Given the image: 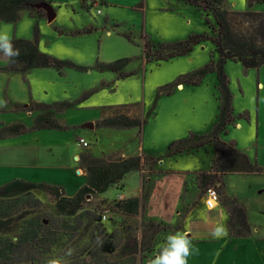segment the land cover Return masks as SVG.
<instances>
[{
    "label": "rangeland",
    "instance_id": "rangeland-1",
    "mask_svg": "<svg viewBox=\"0 0 264 264\" xmlns=\"http://www.w3.org/2000/svg\"><path fill=\"white\" fill-rule=\"evenodd\" d=\"M38 2L53 6L56 16L52 22L47 21L43 10L38 12L32 8L23 10L16 23H0V32H7L11 41L36 38L43 53L69 61L79 69L39 68L26 74L3 70L7 59L0 51V134L1 127L11 123H21L25 127L20 135L0 139V185L22 180L60 186L66 195L72 196L86 183L85 165L89 158L101 163L144 154L157 161L145 168L144 198H141L140 173L132 171L123 179L122 187L109 186L103 193L84 199L81 220L77 222L79 228L84 226L86 217L101 220L102 215H106L101 224L120 247L126 231L136 242L152 233L142 231L140 221L144 218L162 222H156L158 234L153 239L148 258L141 263L149 264L169 235L183 233L182 228L174 227L182 213L177 212L184 208L183 201L195 203L197 197L203 199L208 187L215 188L223 200L222 183L226 178L227 196L238 198L246 209L252 230H256L254 237L264 239V65L258 69H245L239 62L224 64L223 72L228 80L236 120L227 125L226 133L221 136L225 141H234L236 148L247 154L252 163L256 162L263 173L218 175L221 182L207 185L204 192L203 189L198 191L194 174L173 172L190 171L194 167L209 169L213 147L176 157L166 153L171 143L190 135H208L216 123L220 105L217 53L211 41L206 39L194 45L186 55L159 60L144 56V44L153 50L152 46L181 42L193 35L213 36L212 13L179 0H100L99 7H94L92 0ZM225 2L232 11L264 12V0ZM98 8L101 14L97 13ZM84 29H90V32L76 34ZM116 61H122L118 71L106 67ZM210 63L214 69L206 73L199 84L177 85L180 77ZM67 102L70 104L67 108L46 111L62 126L61 129L33 128L43 105ZM117 114L142 118L146 122L140 131L100 125L104 118ZM243 114L246 118L237 119ZM81 136L88 143L86 147L78 145ZM154 167L161 174H154ZM149 168L153 170L152 174ZM183 178L188 180L186 193ZM32 194L24 202L26 208L19 211H29L26 218H34L33 226L37 225V219L46 223L61 220L54 212L55 200L51 196L42 190H34ZM133 196H139V214L136 221H129L128 217L123 219L118 207L120 203L115 199L126 197L121 201L124 204ZM101 228L98 227L97 235L89 234L91 240H95L91 250L97 257L89 264H109L98 253L99 243L106 238ZM17 236L12 233L8 238L15 240ZM190 239L198 252L188 257V264H264V243L260 240L255 242L230 235L214 239L217 241ZM23 248L27 246L23 245ZM140 258L137 255L133 264H138ZM17 261L21 263H15ZM23 261L18 249L14 250L12 258H0V264H22ZM113 263L117 261L113 260Z\"/></svg>",
    "mask_w": 264,
    "mask_h": 264
},
{
    "label": "trees",
    "instance_id": "trees-1",
    "mask_svg": "<svg viewBox=\"0 0 264 264\" xmlns=\"http://www.w3.org/2000/svg\"><path fill=\"white\" fill-rule=\"evenodd\" d=\"M205 13L213 15L215 27H212L213 36L193 35L186 40L167 45L152 46L151 50L147 43L144 44V56L154 57L159 60H167L172 57L186 55L191 52L194 45L209 39L217 53L218 63L216 68L217 88L220 94L219 114L211 132L205 136L190 135L186 139L171 143L167 148V156L176 154H190L205 146L213 147V158L209 172H201L195 176L198 189L203 191L207 185L214 182H221L218 175H230L233 173H254L260 174L263 169L255 163H251L247 156L240 152L234 142L225 141L221 136L226 133L227 125L236 120L232 110V97L228 90V80L223 72V66L227 61L239 62L245 69H258L264 65V12L245 11L236 12L227 7L225 0H179ZM37 0H0V23H16L23 10H32L31 4ZM38 12L41 10H37ZM40 16V15H37ZM206 24H209L206 21ZM90 29H84L76 34L88 33ZM14 48L19 49L20 55L13 60H7V66L3 70L26 74L32 69L55 68L61 71L64 68L79 69L74 64L65 60H57L43 53L39 43L34 39H14ZM122 61H116L106 67L112 71H118ZM214 69L213 63L180 77L177 85L187 83L199 84L206 73ZM67 103H55L39 109L33 128L39 130L61 129L62 127L51 120L46 111H57L69 107ZM246 118V115H238L237 119ZM146 120L137 117H129L124 114H117L104 118L101 126L115 129L137 128L139 131ZM0 139L20 135L25 127L18 124H11L1 127ZM238 161V162H237ZM156 159L144 154L125 158H115L107 162H96L91 158L85 165L86 183L74 195H66L62 187L47 186L44 184H33L22 180H13L0 185V258H12L14 250L18 249V255L23 258L22 264H47V261L56 257L64 256L67 249H72L71 256L66 257L63 264L76 262L75 264H89L95 260L96 255L92 253L95 240H91L89 234L97 235L101 230L105 234V240L99 243L98 253L105 262L112 264H133L137 255L148 257L151 252V244L158 234L155 230L156 223L150 220L143 221L141 228L143 232H152L144 236L141 241L131 240L129 232L124 233L121 246H116L114 236L106 234L101 220L92 217L84 219V226L78 227L81 220L82 204L88 195L103 193L109 186L122 187L125 176L138 171L141 176L142 194L146 181L144 174L146 166L155 165ZM150 173L153 170L149 168ZM34 190H42L51 196L54 202V212L60 221L40 222L34 224V218L27 216L28 210L20 212L25 207L24 202L28 197L33 196ZM3 201V202H1ZM227 208L228 230L233 237L245 238L251 234L247 217L243 209L238 206L235 200H223ZM140 206V199L130 198L124 204H118L120 211L124 214L134 215ZM26 208V207H25ZM26 219V220H25ZM82 219V220H83ZM16 222H18L16 224ZM32 226L34 228H32ZM16 233L15 240L8 238V235ZM79 233V234H78ZM93 235V238L94 236ZM107 235V236H106ZM125 241V242H124ZM23 245L27 246L26 249ZM55 249V251H53ZM156 250L153 251L155 253ZM20 253V254H19ZM79 260H78V258ZM97 258V257H96ZM111 259V261H110ZM109 260V261H108ZM15 263H21L17 261ZM69 264V263H68ZM97 264V263H96Z\"/></svg>",
    "mask_w": 264,
    "mask_h": 264
},
{
    "label": "crops",
    "instance_id": "crops-1",
    "mask_svg": "<svg viewBox=\"0 0 264 264\" xmlns=\"http://www.w3.org/2000/svg\"><path fill=\"white\" fill-rule=\"evenodd\" d=\"M102 6H104L102 4ZM102 13V12H101ZM100 13V14H101ZM1 23H4V22H1ZM3 53V52H2ZM6 59L8 60V57H6ZM261 85V84H260ZM52 117V116H51ZM51 120H54V119H51ZM55 121V120H54ZM56 122V121H55ZM57 123V122H56ZM12 124V123H11ZM14 124H18V123H14ZM21 124V123H20ZM59 124V123H58ZM95 124V123H94ZM60 125V124H59ZM61 126V125H60ZM94 125H92V128ZM62 127V126H61ZM35 129V128H34ZM37 129V128H36ZM39 130V129H37ZM79 138H84L83 136L79 137ZM8 139V138H7ZM234 142V141H232ZM235 143V142H234ZM236 145V144H235ZM205 147H211V146H205ZM239 150V149H238ZM240 151V150H239ZM242 152V151H240ZM214 153V152H213ZM244 153V152H242ZM184 153H181V154H176V155H173V157H176L178 155H183ZM245 154V153H244ZM186 155V154H184ZM248 158V160L252 163L250 157L245 154ZM213 158V157H212ZM212 160V159H211ZM238 162V161H237ZM255 164H257L255 162ZM257 166H259L257 164ZM197 168V167H196ZM154 169V174L157 173L159 174L160 171L158 169H156L155 167L153 168ZM211 169V167L209 169H195V167L193 168V170H190V171H185V172H180V171H174L173 173H176V174H194L193 176V180H194V183H195V186L197 187V182H196V179H195V176L198 174V173H201V172H209ZM79 172V171H78ZM82 172V171H80ZM79 172V173H80ZM263 173V171H262ZM261 173V174H262ZM85 174V173H84ZM161 174V173H160ZM234 175L236 176H239L241 173H233ZM233 174H230V175H233ZM140 175V174H139ZM227 175L223 176V177H226ZM187 177V176H186ZM140 179H141V176H140ZM225 180H223V200H230V199H234L236 202H238V198L235 199V198H232V197H228L227 195V189L225 188L226 185L224 184L226 182V178H224ZM187 182L188 180H185L183 178V188L185 187L184 191L185 193L187 192L186 190V187H187ZM59 186V185H58ZM141 186H142V182H141ZM198 189V187H197ZM199 191V189H198ZM204 192V191H203ZM203 196V199H198L197 197V202H191V203H188L186 201H183V204H184V208L181 210V211H178L177 213L179 212H182L180 213V216H179V221L177 223L176 226H174L175 228L177 229H183V233H186L188 234V236L194 240H197V242L201 239H207V238H210L212 239L213 241H217V240H214V238H212V236L210 235L212 229L214 226H216L217 224H220V223H223L226 225L227 227V230H228V219H229V215H228V211H227V208L223 205V200H220L219 199V202L218 204L213 207V204H212V210L211 211H208V207L206 206L205 204V194L202 195ZM139 196H133V197H129L127 199H130V198H137ZM126 197H118L115 199V201H118L120 204H123L121 201L123 199H125ZM124 201V200H123ZM239 203V202H238ZM240 205V203H239ZM240 207L243 209V211L245 212L244 208L240 205ZM144 212V211H143ZM201 212H205L206 213V216L205 217H202L201 216ZM122 213V212H121ZM123 214V213H122ZM139 214V207L138 209L136 210L135 214L132 215V214H127V213H124L123 214V219L124 217H128L130 218V220H137L138 219V215ZM144 214V213H143ZM246 214V217L248 216L247 213L245 212ZM120 215V214H119ZM118 215V216H119ZM194 215H196L194 217ZM192 217H194L193 219H191ZM191 219V220H190ZM147 220H150L149 218H144L142 221H147ZM190 220V221H189ZM142 221H140V223H142ZM152 222H158V221H154V220H150ZM247 221H248V218H247ZM250 221V220H249ZM158 223H162V222H158ZM163 224V223H162ZM248 225L250 226V229H251V234L248 236V237H245V238H241V237H236L237 239H252L254 240L255 242H258L259 240L262 241L261 243H264V239L261 237V236H258V237H254V234H255V231L256 230H252L251 228V224L248 222ZM170 228H172L170 225H169ZM121 228V226H120ZM228 235H230L231 237H233L229 230H228ZM124 238V236H123ZM122 238V239H123ZM220 240V239H219ZM139 256V255H138ZM148 257H142L140 258V262L138 264H141L143 260L147 259Z\"/></svg>",
    "mask_w": 264,
    "mask_h": 264
},
{
    "label": "clouds",
    "instance_id": "clouds-1",
    "mask_svg": "<svg viewBox=\"0 0 264 264\" xmlns=\"http://www.w3.org/2000/svg\"><path fill=\"white\" fill-rule=\"evenodd\" d=\"M0 51L13 60L20 55V51L13 47L11 38L7 32H0ZM213 207L218 204V198L213 202ZM209 208L208 211H211ZM201 216L205 217L206 213L201 212ZM210 235L214 239H221L228 235V230L225 224L220 223L213 227ZM55 251V249H53ZM198 252V248L193 244L188 234L176 232L167 237L164 246L161 248L155 258L149 261V264H188V257ZM72 249L69 248L64 253V256L56 257L47 261V264H63L66 257L71 256Z\"/></svg>",
    "mask_w": 264,
    "mask_h": 264
},
{
    "label": "built area",
    "instance_id": "built-area-1",
    "mask_svg": "<svg viewBox=\"0 0 264 264\" xmlns=\"http://www.w3.org/2000/svg\"><path fill=\"white\" fill-rule=\"evenodd\" d=\"M92 1H94V7H99L100 0H92ZM97 13H101V9L98 8ZM78 145L82 146V147H86L88 145V143L83 138H80L78 140ZM217 198H218V202H219L220 196H219L218 192L215 190V188H212V187L206 188V190H205V204L208 208H213L212 202ZM106 218H107L106 215H102V217H101L102 220H105Z\"/></svg>",
    "mask_w": 264,
    "mask_h": 264
},
{
    "label": "water",
    "instance_id": "water-1",
    "mask_svg": "<svg viewBox=\"0 0 264 264\" xmlns=\"http://www.w3.org/2000/svg\"><path fill=\"white\" fill-rule=\"evenodd\" d=\"M30 7L37 10H43L45 12V18L49 23L52 22L56 16L53 6L47 2L31 4ZM89 127L92 128V125H89ZM43 223H46V221L43 220Z\"/></svg>",
    "mask_w": 264,
    "mask_h": 264
}]
</instances>
